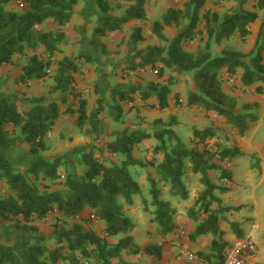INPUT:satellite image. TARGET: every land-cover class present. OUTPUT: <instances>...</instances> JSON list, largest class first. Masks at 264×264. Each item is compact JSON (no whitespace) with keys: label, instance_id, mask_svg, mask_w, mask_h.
<instances>
[{"label":"trees","instance_id":"trees-1","mask_svg":"<svg viewBox=\"0 0 264 264\" xmlns=\"http://www.w3.org/2000/svg\"><path fill=\"white\" fill-rule=\"evenodd\" d=\"M122 1L126 6L125 13L115 18L111 14L110 0H96L100 13L90 44L102 54H107L103 37L122 31L131 21L144 22L148 19V0ZM206 2L190 0L182 10L170 8L161 20L153 22L152 32L160 45L136 51L140 61L132 69L150 66L158 78L165 77L166 70L173 72L175 68L192 74L197 89L189 93L187 107L216 114L243 137L258 117L237 113V100L224 92L221 75L226 72L229 77H235L242 71V88L257 86L256 92L264 95V20L255 46L249 53L226 48L215 56L213 42L221 44L236 34L245 42L251 35L250 26L259 19V11L264 12V0H257V11L242 9L222 15L211 10L203 14ZM12 3H20L22 7L11 9ZM78 4L79 0H0V68L12 64L18 55L26 58L18 83L26 84L50 77L47 71L52 67V58L60 52L58 44L65 40L62 28L70 23ZM203 22L206 39L195 52H190L186 46L197 40L200 34L203 35L199 30ZM47 23H52L57 29L43 30ZM165 27L182 29L171 40L164 34ZM143 40L142 28H136L133 32L135 48ZM78 61L80 64L94 62L84 52L73 60L65 56L56 62L57 68L52 76L55 81L53 92L63 95V106L67 104L69 95L79 96L73 87L74 74L80 71ZM174 83L172 77L168 78L167 85L152 82L149 91L140 94L141 99L156 97L159 109L165 110L169 107V86ZM137 91V88L112 91L119 117L123 115V110L118 102L134 101ZM96 104L97 107L89 115L87 101L79 98L76 122L79 129L90 124L93 131H98L104 107L100 99ZM67 112L74 113L70 108ZM62 114L61 105L46 96L30 98L23 108L15 95H0V182L6 183L7 190L5 194L0 193V220L20 232V251L0 240V264H128L122 260L123 251L130 255L143 252L161 261L163 246L150 245L142 249L131 236L135 224L124 211L125 206H132L134 198L141 193L139 183L129 171L131 167L143 165L134 157L133 151L137 145L151 138L157 141L154 155L163 156L161 162L154 158L152 166L157 178L149 176L148 180L154 207L153 222L157 224L159 234L166 237L175 232L177 215L171 203L162 199L159 185L164 183L169 186L172 197L188 200L189 177L199 175L202 189L188 211V217L197 223L190 240L212 236L210 253H201L199 258L213 264L224 263L229 244L224 240L225 232L220 224L226 220L225 213L231 208L223 207L217 193L225 195L230 192L233 176L220 164L241 157L238 147L220 144L216 140L218 131L213 128L195 129L192 147H189L172 129L167 128L174 120L168 125L157 121L164 127L153 135L132 129L107 143L108 152L117 156L120 163L106 158L103 152L97 156L91 149L73 156L76 166L56 157L31 161L25 170L15 167L3 150L21 142L30 145L33 155L47 150L46 136L52 132ZM60 169L65 170L64 175ZM211 173L216 179L211 177ZM87 210L91 211V216L83 221L86 224L94 220L102 222L105 225L103 236L77 222ZM50 216L55 219L54 229L51 236H45L34 222ZM230 227L238 239L244 237L237 223H230Z\"/></svg>","mask_w":264,"mask_h":264},{"label":"crops","instance_id":"crops-1","mask_svg":"<svg viewBox=\"0 0 264 264\" xmlns=\"http://www.w3.org/2000/svg\"><path fill=\"white\" fill-rule=\"evenodd\" d=\"M189 1L190 0H179L178 2L173 0H148L146 5L148 19L144 22L131 21L122 31H117L103 37L102 42L107 47V54H102L90 44L93 32L97 28V20L100 13L96 0H79V4L74 9L72 20L68 25L62 28V32L65 34V40L58 44L60 52L52 58V60L55 61L51 67L52 73L50 77L40 81H29L26 84L18 83L17 80L23 75V66L26 63V59H20L18 55L14 57L12 64L2 66L0 68V95L12 96L17 92V95L26 94L25 98L29 99L46 96L51 101L58 102L61 105L63 113L52 130V137L46 138L47 150L33 155L30 153V145L21 142L13 148L3 150L10 162L15 167L25 170L29 167L30 162L36 159H53L61 157L69 162V164L76 166L73 160L75 154L89 152L91 149H94L97 156L101 154L100 152H103L106 158L120 163L117 156L111 155L108 152L107 143L129 130L140 129L153 135L159 130L156 128L157 121H162L163 124H167L170 119H172L175 122L172 126L167 128L172 129L186 145L192 147L191 142L194 138L193 131L195 129H215L218 123L219 125L223 123V125L228 126L223 118L218 117L214 113H207L201 109L198 111V108L187 107L189 93L195 92L197 89L192 74L184 73L178 68H175L173 72L166 70V76L158 78L156 72L150 66L132 69L135 63L140 61L138 56H136V51L145 50L148 46L160 45L159 40L152 32L153 22L161 20L164 13L170 8L182 10L184 4ZM110 3L113 9L111 12L112 16L115 18L122 17L126 9L125 3L122 0H110ZM17 4L18 3H12L10 8L18 10L22 7L19 3V8H15ZM256 4L257 0H207L203 9V14L209 10L217 12L220 15L228 11L240 12L242 9L257 11L255 8ZM263 20L264 12L259 11V19L250 26L251 35L245 42L240 39L238 34L234 35L228 41H223L221 44L213 42V54L215 56L220 55L226 48H234L244 53L251 52L255 46V41ZM204 26L205 22L199 26V30H204ZM136 28H142L144 40L138 43L135 48L133 43V32ZM181 29L182 28L177 27H165L164 34L172 40ZM203 34H205L204 31ZM197 41L198 40L188 43L186 49L190 52H195V50L192 51L187 47L188 45L197 43ZM80 52L90 55L94 62H83L81 64L79 61L77 62L80 66V71L74 74L73 87L75 93L79 96L75 97L69 95L67 104L63 106L61 103L63 95L60 92H53L55 81L52 76L57 68L56 62L62 60L65 56L73 60ZM241 74L242 71L235 77H229L226 72H223L221 75L223 78V90L229 96L236 98L237 113L247 114V110L250 107L253 105L257 107V113H255V115L258 117V121L250 125L248 132L243 137L237 135L236 144L232 145L228 142L226 143V145L238 147L242 156L230 162L220 164L221 167L232 172L233 182L228 194L221 195L217 193V195L222 200L223 207L243 208L244 206L242 210H246L247 208L245 207L247 206H249L248 208L250 209L254 205L264 206V202L260 203L257 200L258 187L264 184V180H261L258 174L257 180L253 183L250 191L246 192V189H243L233 192L235 180L237 178L235 169L240 170L241 164H245L243 160H246L249 155L257 156L259 160L261 159V163L263 164L264 95H260L256 92L257 86L242 88L240 79ZM169 77H172L175 83L169 86V107L167 109H159V102L156 97H152L149 100L141 99L140 94L149 91L150 83L154 82L167 85ZM232 84H235L237 88H233ZM131 88L138 89L137 94L134 96L135 100L132 102H118L123 110V115L119 117L118 110L115 108V101L112 97V91L115 89L127 91ZM79 98H83L87 101V112L89 115L97 107L96 103L98 99L103 102L104 110L99 117L100 125L98 131H93L90 124L85 125L83 129L77 127ZM178 101L189 109V114L187 116L184 115L185 113L178 104ZM68 108L74 111V113H68ZM156 145L157 141L155 138H151L137 145L133 151L134 157L143 165L131 167L133 170L132 176L139 183L141 189L142 186H144L147 190L149 189V192V176L157 178V173L152 166L154 158L157 159L158 162H161L163 159L161 154L154 155ZM60 173L64 175L65 170L60 169ZM249 175L250 173H245L242 176L240 175L241 183L239 185H243L244 188L246 185L250 187ZM195 177L198 179L200 178L199 175H195ZM159 187L162 188V199L170 202L177 211V215L175 216V232L166 237L159 234L158 226L153 222L154 217L152 211L154 207L153 210L148 208L147 204L149 201H145L144 204L139 199V195L134 198L132 206H125L124 211L135 224V228L131 232V236L135 239V242L142 249L150 245H162V260L157 261L155 257H148L143 252L138 255H130L127 251L122 252V260L128 264H213L199 258V254L201 253H210L213 237L208 235L201 236L195 241L190 240V235L194 233L197 226V223L188 217V211L194 206V199L196 197L192 188L188 186L190 198L188 200H181L172 197L170 195V187L166 186L164 183H161ZM6 191V183L0 182V193L5 194ZM239 191L241 197L235 199V201H231L230 197L238 194ZM144 209L149 213L148 226L141 227L139 226V222H136L135 219L141 217V211ZM256 209L255 207V216L258 215ZM90 216L91 211L87 210L78 218L77 222L83 224L86 229H92L98 235L103 236L105 225L102 222L94 220L91 224H86L85 221H83V219H88ZM50 218L53 219L54 216H50L43 221L36 220L34 224L39 226V223H43ZM227 218L226 215V220L220 224V228L225 232L224 240L230 247L238 240L237 236L231 231L230 223H237L243 233L248 231L246 230L248 224L244 223L242 214H238L236 217L231 216V220ZM3 228L13 229L8 222L0 220L1 242ZM248 232V235H253L257 243V252L248 259V263L264 264V232L258 233L259 228L254 232V226H251ZM248 235L246 234L244 237ZM110 242L115 243L117 241L111 240ZM5 244L14 247L11 243ZM189 254H194L197 257L196 260H190L188 257ZM212 262H214V259H212Z\"/></svg>","mask_w":264,"mask_h":264},{"label":"rangeland","instance_id":"rangeland-1","mask_svg":"<svg viewBox=\"0 0 264 264\" xmlns=\"http://www.w3.org/2000/svg\"><path fill=\"white\" fill-rule=\"evenodd\" d=\"M221 1V0H219ZM217 3V1H216ZM15 8H19V4H17L15 6ZM43 30L45 31H55L57 28L55 25H53L52 23H47L45 24L43 27H42ZM201 32H203L204 30H201ZM203 39L205 40L206 39V36L203 34H200L198 37H197V43L193 44V45H188V49H191L192 51L193 50H197L199 47H201L203 45ZM25 57H21L20 56V59H23ZM26 59V58H25ZM55 60H52V62H54ZM187 82V81H186ZM232 87L233 88H237L235 86V84H232ZM9 91H13V90H9ZM14 95L19 98V104L21 107H25L29 101V98H25L26 94H22V95H17V92L14 93ZM24 95V96H23ZM178 104L182 107L183 109V112L185 113L184 115L187 116L189 114V109H187L186 106H184L183 104H181L180 101H178ZM243 110H247V109H243ZM199 111V109H198ZM255 113H257V107H255L254 105L252 107H250L248 110H247V114H250V115H255ZM175 122V121H174ZM163 123V122H162ZM173 123V120L170 119V121L167 123V124H171ZM167 124H164V125H167ZM156 128L158 129H162L163 127V124H156ZM216 131H218V136H217V141L221 144H226L227 142L234 145L236 144V137H237V134L235 131L232 130L231 126H225L223 125V123L221 125H219V123L217 124L216 128H215ZM215 140V141H216ZM214 141V142H215ZM213 142V143H214ZM264 156V155H263ZM243 162L245 163L244 165L241 164V168L240 170H236L235 169V174L237 172V178L235 180V185H234V189H233V192H236L237 190H243V189H246V192L247 191H250L251 187L253 186V183L256 182L257 180V177H258V174L261 178V180H264V170H263V167H264V159H263V164L261 163V159L259 160V158H257V156L255 155H252V156H248L246 158V160H243ZM243 165V166H242ZM133 170L132 168L130 169V173H132ZM245 173H250L249 175V181H250V187H246L244 188L243 185H239L241 182H240V175H244ZM239 175V176H238ZM211 177L213 179H216L214 174L211 173ZM239 177V178H238ZM200 179V178H199ZM199 179L195 177V175H192L189 177V186L190 188H192V191H194V193L196 194V197L197 195L199 194V191L201 188L200 186V182H199ZM231 187V186H230ZM260 187V188H259ZM258 187V190H257V200L262 203L264 202V184H262V186H259ZM241 193L239 191L238 194H235L234 196H231L230 197V200L231 201H235V199L241 197L240 196ZM196 197L194 199V202L196 201ZM139 199L145 204V201L149 203L147 204V207L152 209L153 210V206L151 205V201H152V196L149 192V189L147 190L144 186H142V189H141V193L139 195ZM180 199V198H178ZM230 204H233V203H230ZM172 205V204H171ZM254 205L252 206V208H248L249 206L245 207L247 208L246 210H242L244 208H238V207H230L231 208V211L230 212H227L225 213V217L227 215V219H230L231 220V216L232 217H236L238 214H242L243 216V221L245 224H248L247 226V229L249 231V229L251 228V226L255 227L257 226L259 228V232L258 233H261L262 231L264 232V206L263 205ZM229 207V206H228ZM255 207L257 208V213L258 215H256L255 213ZM154 211V210H153ZM152 211V212H153ZM254 214V215H253ZM148 217H149V213H147V211L144 209L141 211V217L140 218H136L135 221L136 222H139V226L141 227H146L148 226ZM134 220V219H133ZM228 222V221H227ZM55 224V219L53 218H50L49 220L43 222V223H39V226L37 225L40 233H42L43 235L45 236H51L52 234V231H53V226ZM10 225V224H9ZM258 230V229H257ZM232 231V229H231ZM248 231L244 232V235H248ZM233 232V231H232ZM264 234V233H263ZM1 238H2V243L5 244V243H11L12 245H14V248L16 251H20V232L15 230L14 228L13 229H6V228H3L2 230V233H1ZM255 239V238H254ZM256 241V240H255ZM52 242H50L51 244Z\"/></svg>","mask_w":264,"mask_h":264},{"label":"built area","instance_id":"built-area-1","mask_svg":"<svg viewBox=\"0 0 264 264\" xmlns=\"http://www.w3.org/2000/svg\"><path fill=\"white\" fill-rule=\"evenodd\" d=\"M178 2L179 0H173ZM48 74H51L52 70L49 69ZM52 137V132H49L46 138ZM258 227H254V232ZM257 252V243L252 234L238 239L226 250V258L223 264H249L248 259L251 258ZM190 260H196L194 254L188 255Z\"/></svg>","mask_w":264,"mask_h":264}]
</instances>
